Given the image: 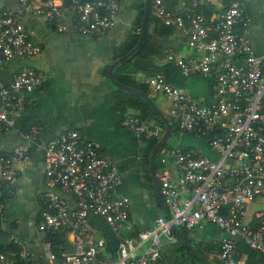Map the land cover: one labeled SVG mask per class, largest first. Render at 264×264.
<instances>
[{"label": "built area", "instance_id": "2783aa9c", "mask_svg": "<svg viewBox=\"0 0 264 264\" xmlns=\"http://www.w3.org/2000/svg\"><path fill=\"white\" fill-rule=\"evenodd\" d=\"M177 14L152 1V14L164 27L174 28L192 56L178 59L167 52L183 76H210L214 99L198 105L186 92L166 83L161 73L149 76V95H160L169 104L168 121L181 134L205 138L211 158L192 148L164 147L160 163L170 166L157 175L160 196L169 218L157 217L153 226L134 232L127 218L128 199L112 196L120 184L115 166L78 131L72 130L48 140L43 147L45 185L69 196L66 202L56 192H46L40 201L36 230L42 236L41 249L57 264H164V243L174 244L172 227L184 231L206 223L223 236L217 246L216 264H237V244L264 256V210H256L244 221L246 207L264 198V75L261 59L244 36L247 23L239 2H232L214 17L200 10V0H180ZM68 9L73 26L82 36H98L113 27L117 0H17L16 8L0 12V68L12 58L31 59L40 46L31 42L20 24L31 12L44 22L64 30L62 16ZM240 28V30H238ZM44 76L30 68H20L8 84L0 86V132H13L25 141L35 136L34 127L22 130L11 113L20 112L19 92H32ZM123 126L136 140L158 139L161 128L137 116L124 119ZM26 145H17L0 154V216L3 200L11 193L16 176L13 164L26 162ZM89 216L104 220L118 238L112 257H102L103 239L84 233ZM64 231L70 252H52L50 236ZM13 251L0 250V264H26L27 253L15 237L9 236Z\"/></svg>", "mask_w": 264, "mask_h": 264}, {"label": "crops", "instance_id": "0c3cea01", "mask_svg": "<svg viewBox=\"0 0 264 264\" xmlns=\"http://www.w3.org/2000/svg\"><path fill=\"white\" fill-rule=\"evenodd\" d=\"M160 1L172 14L179 13L184 7L180 0ZM117 2L118 10L113 27L98 36L90 37L76 32L73 16L68 9L63 12L64 30L61 32L56 30L54 24L44 22L41 17L31 12L25 13L20 24L27 38L40 46V53L31 59H9L0 68V86L8 84L12 75L20 68H30L44 76V82L38 89L18 93L22 109L11 113L22 130L26 131L31 127L36 129L33 139L25 141L13 132H0V154L9 153L20 144L26 145L29 151L26 162L12 165L16 181L10 187L11 193L4 196L0 216V247L6 252L13 251L15 248L9 242V236L15 237L20 249L27 253L26 264H57V261L45 258L41 249L42 236L36 230V223L40 201L46 192H56L70 203L69 196L48 188L44 182L43 147L48 140L61 133L78 131L115 166L120 184L112 196L123 195L128 199L127 218L134 232L151 228L157 217H165L151 180L146 141L136 140L123 126L126 117L138 116V112L123 105L124 98L118 92L120 89L112 86L107 78L110 64L135 46L140 27L137 19L143 8V0ZM232 2H239L242 6L247 23L244 36L253 53L261 59L264 75V0H200V10L211 18L220 14ZM16 5L17 0H0V12L14 9ZM158 23H151L146 27L150 39L145 56L152 60V72L161 73L167 84L183 89L195 104H209L214 99L212 78L183 76L166 59L167 52H172L178 59H187L192 56V52L174 28L167 27L171 30L170 35L162 36L164 28L158 26ZM129 59L130 57L126 62ZM149 76L144 78V82ZM147 91L148 96V87ZM148 97L158 103L168 118V102L160 95ZM143 122L148 124L147 122L153 121L148 118ZM175 136V147L207 151L206 157H212L206 145L207 137L197 138L177 131ZM167 141L158 151V160L161 158V150L168 146ZM161 172L172 176L171 167L161 165L160 168L155 167L156 180ZM256 210H264V198H258L247 205L244 221L250 222ZM84 233L95 239H103L102 257L114 255L118 238L102 218L89 216ZM180 233L206 262L217 263V246L223 236L219 229L204 223L201 228L180 230ZM50 240L54 254L71 251L72 245L64 231L53 233ZM236 249L237 264H264L263 255L249 250L243 244L238 243ZM161 255L164 264H201L177 237L174 244H163Z\"/></svg>", "mask_w": 264, "mask_h": 264}, {"label": "trees", "instance_id": "16d2710c", "mask_svg": "<svg viewBox=\"0 0 264 264\" xmlns=\"http://www.w3.org/2000/svg\"><path fill=\"white\" fill-rule=\"evenodd\" d=\"M152 1L150 3V8H149V15H148V19H147V25L146 27L151 24V23H158L155 18L153 17L152 14ZM142 11L143 8H141L140 12H139V16H138V22H140L141 20V16H142ZM157 25V24H156ZM161 26L164 28V31L161 32L162 36H167L170 35L171 30L168 29L167 27L165 28L164 26H162L161 24L158 23V26ZM149 39H150V35L146 33L145 35V39L142 43L141 49L138 51V53H136V55L130 57L129 61L126 62L123 65H118L114 68L113 70V79L126 87H130L142 94L147 95L148 91H147V85L144 82V78L149 76L150 74H153L155 72H152L153 67H152V60L149 57L145 56L146 53V49L148 48V44H149ZM152 72V73H151ZM119 94L123 96V105H125L126 107H130L132 109H135L138 112V118L140 120H147L148 118H152L154 119L159 125L160 127H163L162 122L152 113V111L150 110V108L148 107V105L144 102L143 99H141L139 96H136L134 94L128 93V92H124L122 90H118ZM154 105L157 107V109L159 110V112L163 115V116H167V114L161 110L158 106V103L155 102L152 99ZM119 104H122L121 102ZM171 125V135L176 133V129L175 127ZM157 139H152V140H147L146 141V146H147V151L149 152L151 150V148L154 146V144L156 143ZM165 145V144H164ZM158 153L156 154V159H155V167L156 168H160L161 167V163L160 160L157 159ZM182 230V229H180ZM184 231V230H182ZM1 251H5V249L0 247Z\"/></svg>", "mask_w": 264, "mask_h": 264}, {"label": "water", "instance_id": "95a60500", "mask_svg": "<svg viewBox=\"0 0 264 264\" xmlns=\"http://www.w3.org/2000/svg\"><path fill=\"white\" fill-rule=\"evenodd\" d=\"M150 3H151V0H143V11H142V16H141V21H140L139 35H138V39H137L135 46L126 55L122 56L121 58H119L118 60H116L115 62L110 64V66L107 70V78H108L110 84L112 86H114L115 88L120 89L124 92L134 94L136 96H139L141 99H143L144 102L148 105V107L152 111V113L163 124V132H162L161 136L159 137V139L156 141L154 146L149 151L148 163H149V171H150L151 180H152V183L155 187L157 195L159 196V200L161 202V206L163 208L164 215L166 218H169V214H168V211L166 209V206L163 202L162 197L160 196L159 187H158L156 176H155V157H156V154L158 153V151L164 145V143L168 140L170 133H171V125H170L168 119L158 111V109L155 107L154 103L149 99V97L147 95L142 94V93H140V92H138V91H136L130 87H126V86H123V85L117 83L112 77V70L114 67H116L117 65L124 64L128 60L129 57L136 55V53H138V51L141 49L142 43H143V41L145 39V35H146V25H147V19H148V15H149ZM172 230H173L175 236L177 237L178 241L181 242L188 249L190 254L199 263L209 264L185 241L182 234L180 233V230L177 227L173 226Z\"/></svg>", "mask_w": 264, "mask_h": 264}, {"label": "rangeland", "instance_id": "374dc122", "mask_svg": "<svg viewBox=\"0 0 264 264\" xmlns=\"http://www.w3.org/2000/svg\"><path fill=\"white\" fill-rule=\"evenodd\" d=\"M152 119V118H151ZM152 121L153 122H147L149 125H151V124H155V125H159L154 119H152ZM161 128V130H162V132H163V127H160ZM162 132H161V134H162ZM161 136V135H160ZM176 140H177V136H175V134H172L171 136H170V138L168 139V141H167V145L168 146H171V147H175L176 146ZM206 149H207V147H206ZM200 151V150H199ZM200 153H202V155H207V151L206 152H204V151H201Z\"/></svg>", "mask_w": 264, "mask_h": 264}]
</instances>
